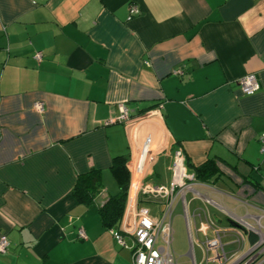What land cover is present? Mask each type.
<instances>
[{"label":"crops","instance_id":"obj_1","mask_svg":"<svg viewBox=\"0 0 264 264\" xmlns=\"http://www.w3.org/2000/svg\"><path fill=\"white\" fill-rule=\"evenodd\" d=\"M120 102L130 120L106 123ZM262 133L264 0H0V264H132L137 208L161 209L138 185H167L177 149L199 182L179 201V253L237 264L264 234ZM117 156L124 246L98 211L118 191ZM92 169L102 188L86 206L72 189Z\"/></svg>","mask_w":264,"mask_h":264},{"label":"built area","instance_id":"obj_2","mask_svg":"<svg viewBox=\"0 0 264 264\" xmlns=\"http://www.w3.org/2000/svg\"><path fill=\"white\" fill-rule=\"evenodd\" d=\"M138 13V7L135 4L128 6V17L131 19ZM40 59V54H36ZM177 73L181 74L178 70ZM240 89L246 94L254 93L259 85L253 74L241 76L238 79ZM35 108L42 112L43 105L38 102ZM119 114L110 118L106 123L128 122L130 120L129 110L125 102L117 104ZM260 154L264 158V133L259 136ZM194 174L188 173L185 164L184 154L180 149L174 150L171 162V178L167 185L155 184L144 181L139 183V192L144 197L157 200L161 206L160 212L153 217L146 206L137 208L135 214V224L130 232L133 239L131 249L132 264H177L175 255L171 250L172 226L171 217L173 204L177 198L184 202V191L192 189L194 184H198ZM206 185V184H205ZM117 244L124 246L123 236L119 230L110 229ZM258 238L241 255L240 264H264V234L256 231ZM80 238H85L84 231L78 230ZM8 245L5 235H0V251H4Z\"/></svg>","mask_w":264,"mask_h":264},{"label":"trees","instance_id":"obj_3","mask_svg":"<svg viewBox=\"0 0 264 264\" xmlns=\"http://www.w3.org/2000/svg\"><path fill=\"white\" fill-rule=\"evenodd\" d=\"M126 162V156H117L113 158L111 171L117 182L118 191L116 194L109 196L98 209L102 225L107 229L113 228L119 230V224L124 213L129 189V172ZM207 165L208 163L202 166L203 171L209 170L205 169ZM210 170L211 173L209 172L207 176H211L216 168L212 165ZM101 188V173L99 170L92 169L87 173L78 176L76 184L72 189V195L79 203L89 206L93 203L94 198L100 192Z\"/></svg>","mask_w":264,"mask_h":264},{"label":"rangeland","instance_id":"obj_4","mask_svg":"<svg viewBox=\"0 0 264 264\" xmlns=\"http://www.w3.org/2000/svg\"><path fill=\"white\" fill-rule=\"evenodd\" d=\"M186 199H187V201L190 200L189 194H186ZM179 201H180L179 198H177L175 200L174 205H173L174 207H173L172 217H171V226H172L171 250L175 255V259H176L177 264H188L185 261L184 257L182 256V254L179 253V252L184 251V250H186V252H187V250L189 248L186 236L185 237H184V235L179 236L178 231H177V230H180L182 228L181 227L182 223L180 221L181 213H180L179 207H178ZM189 264H190V260H189Z\"/></svg>","mask_w":264,"mask_h":264},{"label":"water","instance_id":"obj_5","mask_svg":"<svg viewBox=\"0 0 264 264\" xmlns=\"http://www.w3.org/2000/svg\"><path fill=\"white\" fill-rule=\"evenodd\" d=\"M241 260H238V263L237 264H240Z\"/></svg>","mask_w":264,"mask_h":264}]
</instances>
